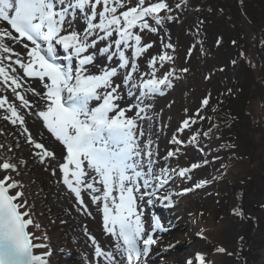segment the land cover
Here are the masks:
<instances>
[{
  "label": "snow or ice",
  "instance_id": "snow-or-ice-1",
  "mask_svg": "<svg viewBox=\"0 0 264 264\" xmlns=\"http://www.w3.org/2000/svg\"><path fill=\"white\" fill-rule=\"evenodd\" d=\"M183 7L181 0H0V89L11 93V98L0 94V119L18 127L28 145L24 157L14 151L18 141L0 144V264H51L55 220L37 211L35 181L25 179L37 163L66 190L72 201L66 215L75 212L100 225L99 235L83 225L92 249L86 264H155L159 233L168 229L149 210L157 203L170 207L175 196L211 182L200 179L175 191L177 179L192 181L191 173L202 165L174 167L170 161L179 159L186 143L205 153L201 138L218 131L207 113H217L223 104L218 100L213 106L207 92L194 110L185 107L168 141L177 147L161 154L159 138L168 126L157 129L149 113L153 99L189 71L176 67L166 31ZM28 117L40 122L51 145L34 137ZM230 207L235 216L243 215L235 202ZM260 208L264 211V203ZM196 235L212 249L193 248L182 264H223L221 255L238 256L206 229ZM258 256L257 264H264V238Z\"/></svg>",
  "mask_w": 264,
  "mask_h": 264
},
{
  "label": "rangeland",
  "instance_id": "rangeland-1",
  "mask_svg": "<svg viewBox=\"0 0 264 264\" xmlns=\"http://www.w3.org/2000/svg\"><path fill=\"white\" fill-rule=\"evenodd\" d=\"M181 2H184L186 5L187 0H181ZM246 3L251 17L249 19L254 22L252 25L260 29V35L264 36V0H246ZM194 9L195 7H184L176 13L179 15V21L166 26V31L175 46L173 54L176 57V67L178 69L187 67L189 71L180 74V79L174 82V87L168 89L164 96H157L153 99L154 111L150 112L149 115L155 116L154 123L157 129L163 125L168 126L164 128L161 137L169 141L176 126L184 117L185 107L194 110L198 106L199 99L207 92L212 93L213 98L211 103L213 106L217 104L218 100L223 101L221 106L227 105L236 92L237 86L244 82L246 71L248 70L254 81L249 103L251 105L249 114L250 124L241 123L244 128V139L229 143L227 137L218 128V131L214 133L211 139L201 138L200 145L205 147V153H200L196 146L186 143L181 148V155L188 154L190 158L188 164L179 159H172L170 163L174 167L177 164L189 166L191 163H200L202 165V167L193 170L191 175L198 181L200 179L210 180L214 186L212 189L216 193L211 199L204 197L205 202L200 205V208H206L207 216L211 218L210 220L213 221L215 226L222 222V220L227 221V219L231 220L232 224H235L230 235V240L228 242L225 240V245L228 246L229 251L237 252L238 256L226 255L228 263L257 264L259 260L258 250L262 242L261 236L264 234V211L260 208V204L264 203V99L262 98L264 96V42L259 41L258 45L257 41L251 40L253 39L251 33L254 30L252 25L242 19L237 5H233L232 13L234 20L240 23L239 27L245 36V50L243 51L247 52L248 50V53L245 55H247L251 63L246 61L245 55L242 60L239 57L232 56L233 58L231 59L235 63L231 60L228 65H224L226 63L224 59L214 60V54L212 57L209 56V58L205 56L198 58L197 51L200 50L196 46V39L193 33L194 28L191 27L195 23L189 20L190 17L195 15ZM249 36H251V39ZM149 38L156 39L158 42L160 37L150 36ZM190 47L193 49L191 55L188 54ZM217 55L221 56L222 54L219 52ZM206 76H209L210 79H204ZM228 89L232 90L231 95H228ZM207 114L212 116L211 122L214 123V117L217 113H211L209 110ZM207 127L208 124L205 123L204 130ZM0 130H3L0 131V134H2L4 128H0ZM188 136L189 133L187 131L182 134V138L185 141H187ZM216 136H220L222 139L217 141ZM0 144L4 143L0 140ZM221 144H234L236 148L234 150L228 148L221 150L219 147ZM209 145L216 151H209ZM175 147L177 146L168 143L166 148L164 147V152ZM164 152L163 154H165ZM217 153L221 157L220 160L213 159V156ZM204 159H207L209 163L204 165ZM221 164H224L226 167L221 168ZM213 177L215 179H212ZM183 187L187 186L176 183L175 191L179 192ZM235 190L239 192L236 193ZM193 194L191 191L174 197L172 208L167 210V224H171L173 213H178L176 210L180 206L181 201L183 202L181 206H184L187 210L185 211V216L190 215L188 206L193 203ZM180 196L186 199H178ZM233 202L240 209L243 208L244 216H235L233 214V209L230 207ZM169 214L170 216L168 217ZM44 217L53 218L52 215H44ZM44 217L41 218L42 221L48 224L49 220ZM173 233L175 234V231ZM241 236L247 243L240 241L239 238ZM217 242L219 246H222L220 241ZM201 244V248H207L208 246L209 250L212 249V245H208L205 241ZM249 244L252 246L251 250L249 249ZM160 247L158 246V251L154 252L156 256L160 255ZM49 250L52 252L51 257L64 256L66 260L72 259L71 253L66 252L61 247H50Z\"/></svg>",
  "mask_w": 264,
  "mask_h": 264
},
{
  "label": "bare ground",
  "instance_id": "bare-ground-1",
  "mask_svg": "<svg viewBox=\"0 0 264 264\" xmlns=\"http://www.w3.org/2000/svg\"><path fill=\"white\" fill-rule=\"evenodd\" d=\"M0 94L8 95L11 98V93H5L2 89H0ZM28 98L33 101L35 100V98L30 95ZM129 115H132V113H129ZM27 125L35 138H42L49 145L52 144L49 134L41 128L40 122L34 117H28ZM0 128H4V132L0 134L2 135L0 137L1 142L6 145H12L18 141L20 147L14 148V151L21 156L27 157L28 145L24 143L23 137L19 136L20 129L2 119H0ZM167 144L168 141L166 138H162L160 134L159 148L162 155L165 151L164 147L166 148ZM189 159L187 153L179 157V160L186 164H188ZM25 179L35 181V184L32 185V191L38 193L36 196V203L38 205L37 211L43 212L44 215L47 216L52 215L53 218L51 220H55V224L52 226L54 229L51 228L49 233L51 236L49 249L50 247H61L66 252L71 253V260H66L64 256L50 257L51 264H86V260L90 258L92 249L90 247V242H87V238L84 235L83 225L87 224L88 230L97 235H99L100 225L96 221L90 218L86 219L75 212L71 216L66 215L65 209L71 205L72 201L69 199L66 190L62 189V187L55 182V177H50L47 172L43 171L42 166L38 163L35 166L30 165ZM195 182H198V180L193 177L192 181L184 185L192 187ZM176 183L181 184L179 179L176 180ZM213 187V183L211 182L209 185L197 189V191L196 189L192 191V193H194V198L193 203L188 206V211L190 212L189 216H185V211L187 210L184 206H181L183 203L181 201L179 204L180 206L176 210L178 213L176 214L175 212L171 216L173 230H170V232L168 231V235L164 237L161 236V241L158 245L161 246V251L160 255L156 256L154 259L155 264H182L183 259L193 248L202 247L201 243H203L204 240L196 235V232L201 228L206 229L212 234L215 240L220 241L222 246L228 248V246L225 245V240L227 242L230 240V235L232 234L235 224H232L233 222L227 219V221L222 220V222L218 224L219 226H215L213 221L210 220L211 218L207 216L206 208H200V205L205 202L204 197L211 199L215 196L216 191H213ZM41 189L42 191H40ZM181 198L185 197H178V199L183 200ZM49 209L51 210L50 212ZM93 211H95V209H93ZM201 212H203V216L199 215ZM166 213H168V211L165 212V214ZM57 216H59L60 219L66 220L67 223L61 224ZM169 216L170 214L168 217ZM42 222L45 223V221ZM173 231H175V234ZM262 238H264V234L261 236V241ZM177 241H179V243H177ZM169 245L173 246L169 247ZM220 259H222L223 264H229L226 255H221Z\"/></svg>",
  "mask_w": 264,
  "mask_h": 264
},
{
  "label": "trees",
  "instance_id": "trees-1",
  "mask_svg": "<svg viewBox=\"0 0 264 264\" xmlns=\"http://www.w3.org/2000/svg\"><path fill=\"white\" fill-rule=\"evenodd\" d=\"M182 4L188 8L195 7V15L189 20L195 23L191 27L194 28L196 46L200 50L197 51L198 58L203 56L209 58L214 54V60L224 59L226 61L224 65H228L233 58L232 56L242 60L243 56L248 53V50L247 52L243 51L245 50V36L239 27L240 23L234 20L232 13L233 5H237L252 25L254 22L249 19L251 17L249 10H247L246 0H187L186 5L184 2ZM252 28L254 29L251 33L253 39L251 36L249 38L254 41V36H258V40L264 42V36L260 35V29L253 25ZM219 52L222 54L221 56L217 55ZM245 58L247 62L251 63L247 55ZM253 81L254 79L247 70L244 82L237 86L232 99L227 105L218 108L217 124L230 143L244 139V128L241 123L250 124L251 105L249 103L252 96ZM262 98L264 99V96Z\"/></svg>",
  "mask_w": 264,
  "mask_h": 264
}]
</instances>
